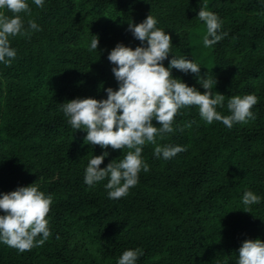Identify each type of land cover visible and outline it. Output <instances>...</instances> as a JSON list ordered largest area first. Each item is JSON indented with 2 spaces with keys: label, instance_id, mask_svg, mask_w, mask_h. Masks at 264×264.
<instances>
[{
  "label": "trees",
  "instance_id": "trees-1",
  "mask_svg": "<svg viewBox=\"0 0 264 264\" xmlns=\"http://www.w3.org/2000/svg\"><path fill=\"white\" fill-rule=\"evenodd\" d=\"M26 2L25 27L31 19L40 30L10 37L16 58L10 66L0 62V198L35 183L53 199L46 217L51 235L24 253L0 242V264H118L135 249L143 251L137 264H238L243 242H264V0H44L43 8ZM204 5L222 21L218 34L228 33L207 48L198 19ZM149 15L171 36L164 67L173 56L197 63L202 77L216 80L212 91L225 96L217 107L224 116L231 115L230 98L256 95L255 119L229 129L207 124L196 106L180 109L173 132L157 144L186 151L165 160L146 143L141 158L149 171L114 200L108 178L90 187L85 170L94 156L107 152L104 169L129 150L90 145L62 105L106 100L108 88L118 90L108 56L118 44L146 47L128 29ZM93 36L99 44L90 51ZM171 72L205 93L194 74ZM246 191L261 198L250 213L242 203Z\"/></svg>",
  "mask_w": 264,
  "mask_h": 264
},
{
  "label": "clouds",
  "instance_id": "clouds-1",
  "mask_svg": "<svg viewBox=\"0 0 264 264\" xmlns=\"http://www.w3.org/2000/svg\"><path fill=\"white\" fill-rule=\"evenodd\" d=\"M37 7L43 8L44 0H34ZM8 10L12 17L0 11V62L11 64L16 58V50L10 46V37L30 35V30L39 31L34 20L25 22L21 13L31 15L26 0H0V10ZM198 19L206 25L203 37L204 47H212L223 40L228 33L218 34L222 21L204 5L198 12ZM158 21L152 15L138 25L129 24V31L143 45L135 50L118 44L109 54V61L116 67L112 69L119 82L118 90L108 88L106 100L77 98L62 105L64 115L69 118L72 128L86 129V141L101 149H128L123 160L112 161L104 169L100 168L104 155L90 159L85 170L84 182L94 186L108 178L106 189L110 199H120L128 195L129 189L136 186L141 170L149 171V166L141 158L143 146L156 145L154 155L169 160L186 151L185 147L157 144V137L173 132V122L180 109L196 106L201 118L209 125L213 121L222 122L231 129L234 123H247L254 120L252 112L258 98L254 94L235 96L228 100L227 108L231 115L224 116L217 107H224L225 96L212 91L216 80L207 73L202 77L201 68L193 60L184 57L173 58L166 68L163 62L168 59L173 47L171 36L156 27ZM99 39L93 36L90 51L97 50ZM172 69L185 74H194L205 89L201 94L194 87L172 77ZM153 120L160 127L153 126ZM191 127V125H186ZM134 150V151H133ZM260 197L246 191L242 198L244 212L250 213L251 206L260 203ZM53 203L52 196H46L33 185L20 187L3 194L0 198V242L20 253L42 246L51 235L46 218ZM42 237L37 240V237ZM59 239V237H57ZM143 256L141 249L125 251L118 264H137ZM238 264H264V242L259 239L246 240L239 249Z\"/></svg>",
  "mask_w": 264,
  "mask_h": 264
}]
</instances>
